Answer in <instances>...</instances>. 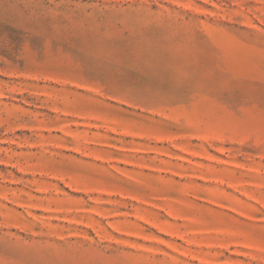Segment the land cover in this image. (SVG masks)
Returning <instances> with one entry per match:
<instances>
[{"label": "rangeland", "instance_id": "374dc122", "mask_svg": "<svg viewBox=\"0 0 264 264\" xmlns=\"http://www.w3.org/2000/svg\"><path fill=\"white\" fill-rule=\"evenodd\" d=\"M0 264H264V0H0Z\"/></svg>", "mask_w": 264, "mask_h": 264}]
</instances>
